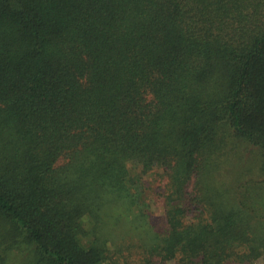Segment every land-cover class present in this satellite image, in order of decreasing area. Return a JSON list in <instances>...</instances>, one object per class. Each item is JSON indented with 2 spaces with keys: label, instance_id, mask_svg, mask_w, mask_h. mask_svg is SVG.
I'll return each instance as SVG.
<instances>
[{
  "label": "trees",
  "instance_id": "obj_1",
  "mask_svg": "<svg viewBox=\"0 0 264 264\" xmlns=\"http://www.w3.org/2000/svg\"><path fill=\"white\" fill-rule=\"evenodd\" d=\"M0 264H264V0H0Z\"/></svg>",
  "mask_w": 264,
  "mask_h": 264
},
{
  "label": "rangeland",
  "instance_id": "obj_2",
  "mask_svg": "<svg viewBox=\"0 0 264 264\" xmlns=\"http://www.w3.org/2000/svg\"><path fill=\"white\" fill-rule=\"evenodd\" d=\"M117 206L113 205V208L110 207L109 214L106 215V224L104 225V231L108 234L107 236L110 239V247H113L114 243L125 239L128 244L139 245L138 235L139 230H133L132 226L134 225V221L131 216L126 213L121 208H116ZM155 213L160 216L161 209L155 208Z\"/></svg>",
  "mask_w": 264,
  "mask_h": 264
}]
</instances>
